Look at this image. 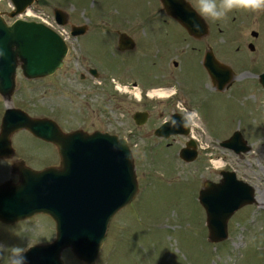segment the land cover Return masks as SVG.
<instances>
[{
  "label": "rangeland",
  "instance_id": "1",
  "mask_svg": "<svg viewBox=\"0 0 264 264\" xmlns=\"http://www.w3.org/2000/svg\"><path fill=\"white\" fill-rule=\"evenodd\" d=\"M216 3L219 7L220 0ZM194 4L199 10L198 0H194ZM0 7L3 11L9 10L5 0ZM36 9L44 10L49 16L61 9L70 15L69 25L71 22L89 23L91 19L92 27L102 19L130 21L137 27L135 35L143 43L141 46L136 40L139 44L136 53L145 54H137V59L124 64L116 48H111L112 39L107 31V34L102 32L99 37H91V42L90 37H86L81 43V52L72 50L67 56L63 71L39 80H27L19 72L11 101H5L0 95V132L6 110L16 108L31 117L56 121L65 133L77 129L89 133L98 130L128 141L139 192L112 220L96 264H264V86L259 80L264 72V10L236 8L218 20L225 35H218L214 50L235 72V95L209 92L212 82L199 60L193 57L187 60L186 70L189 71L183 82L193 84L189 97L200 101L203 114L202 119L193 118L195 123L191 120L198 125L194 135L200 156L188 164L179 155L188 137H172L174 140L167 142L154 135V130L168 120V117L160 118L158 104L169 99L154 98L158 109H153L149 121L139 127L134 116L148 108L133 95L116 89L121 77L126 75L135 78L142 92L157 89L152 76L159 70L155 53H148L150 46L154 41L165 49L172 43L169 57L174 59L172 48H190L193 42L185 30L175 23V27L162 23L156 17L157 9L152 0H39ZM253 32L259 34L257 39L252 36ZM175 40L179 42L174 44ZM249 42L254 44V49H249ZM84 48H89L88 54L92 55L94 63L111 71L103 87L78 82L80 71L75 64H82ZM173 69L170 65L167 73ZM177 72L171 73L176 75ZM171 73L168 79L171 86L182 83L173 80ZM124 81L130 87L129 81ZM186 95L170 103H184ZM161 109L163 112L164 108ZM236 132L247 141L249 152L239 155L221 147V143ZM39 140L27 130L14 134L11 139L14 156L0 160V187L8 182H19V175L13 172V162L23 161L35 170L52 164L60 166L58 148ZM216 162H222L223 166L218 167ZM222 171L235 172L239 180L252 186L257 203L236 212L229 221L228 240L215 244L209 241L206 213L199 202V193L206 181L219 183ZM55 239V224L48 216L14 225L0 221V245L3 246L0 247L3 257L0 264H8L13 246L23 249L24 253L31 246L46 245ZM62 260L64 264H84L71 249L63 252Z\"/></svg>",
  "mask_w": 264,
  "mask_h": 264
},
{
  "label": "water",
  "instance_id": "2",
  "mask_svg": "<svg viewBox=\"0 0 264 264\" xmlns=\"http://www.w3.org/2000/svg\"><path fill=\"white\" fill-rule=\"evenodd\" d=\"M11 1L17 10L8 16L15 18L38 0ZM165 4L168 12L176 16L191 35L197 37L206 31L190 4L174 0H167ZM3 15L0 12V95L5 101H11L16 91L18 68L29 80L52 76L63 68L68 46L44 24L18 20L9 25ZM55 15L59 24H68V15L63 11L56 9ZM134 47L132 44L129 49ZM205 66L214 81L231 79L229 72L212 55L207 56ZM260 81L264 86V74ZM135 120L142 126L147 114H137ZM187 124L184 118L174 117L155 135L165 139L187 136ZM22 130L56 145L61 167L34 171L24 162L16 163L13 170L19 174L20 184L0 187V220L4 223L13 224L37 214L49 215L56 223L53 243L31 248L14 264H64L62 255L66 249H71L81 262L96 264L112 220L139 192L134 157L127 141L102 132L66 134L53 120L32 118L20 109L8 108L0 132V160L14 156L11 139ZM222 146L237 154L250 151L239 133ZM195 149V143L190 142L182 150L181 158L188 163L195 161ZM222 175L220 183L206 181L199 195L212 243L226 241L228 224L234 214L257 203L252 186L238 180L235 173Z\"/></svg>",
  "mask_w": 264,
  "mask_h": 264
},
{
  "label": "flooded vegetation",
  "instance_id": "3",
  "mask_svg": "<svg viewBox=\"0 0 264 264\" xmlns=\"http://www.w3.org/2000/svg\"><path fill=\"white\" fill-rule=\"evenodd\" d=\"M2 1L3 0H0V3H2ZM166 1L167 0H152V2L154 3V5L156 6V9H157V11H156L157 16L156 17H158L162 23H165L166 26L172 25L173 27H175L174 23H175V25L176 24L179 25L189 35V37L191 38L190 40L193 41L191 43L190 48H188V47L182 48V49L172 48L175 51V58L174 59H170V57H169V55L172 52V50L170 48L172 43H170V45L168 47H166L165 49H163L161 45L157 44V42H154V41L152 42V46H150V50L148 53H150V52L155 53L156 61H157L156 66L158 68L157 70H159V71H156V74H153V76H152V78L155 80V83L157 84L156 86H158L157 89H155V90H163V91L166 90L169 93L168 97H167V98H169V100L166 102L162 101L158 104L157 102H155L156 100H154V98H156V97L160 98L159 96L150 97L148 94L149 90H147V91L143 90V92H142L139 89L140 87H139L137 81L135 80V78H133V77L128 78L127 75L121 77L122 81L120 80V82H118V84L124 86V88L122 89V92H124V93L133 95L134 90L139 92V94H140L139 96L136 93L134 94L135 99L139 103H142L143 106L148 108L147 109L148 111L143 110V111L137 112L135 114L134 121H135L137 126L141 127L140 125L137 124V122L135 120L136 115L137 114H147V121H146V123H147L149 121L150 112L153 109H156V108L158 109V106H157V104H158L160 107V109L158 110V112L160 114V118L166 119L168 117V120L163 121V123L157 129L154 130V133L158 129H160L165 123L171 122L174 119V117H181L182 119L184 118L188 123L186 128L188 129V132L190 135L188 137L189 141H190V139H194L193 135L195 132V127H198V125L195 126V124L192 123V121L194 122L193 118L199 117L200 119H202L203 114L200 111L201 110V105L199 104L200 101L192 100L189 97L190 90H191V88H193V84H191L189 82V80H187L189 82V85L186 84L185 82H183L184 76L187 77V73L189 71V70H186L187 60H191V57L195 58L196 60L197 59L199 60V62L202 65V68L204 70V73L206 74L207 78L212 82V85L208 86L209 92H215V93H221V94L225 93V92H231L232 93L231 95H235L236 89L234 90L233 88L236 85V82L234 81L236 79V77H235L236 75H235L233 68L228 63H226L225 61H224L225 63H223L220 55L216 52V50H214L216 42L219 39L218 35L219 34L225 35V33L220 30V27L218 25L219 21L213 20L209 17L201 15L200 11L195 8L194 0H174L175 2H178L181 4H185V2L187 4H190L192 6V8L194 10H196V12L199 14V16L202 20V23H203V27L206 26L205 27L206 31L201 32V34L199 36L195 37V36L191 35L181 25V23L179 22V20L177 19L176 16L171 15L168 12V10L166 8L167 6L165 4ZM6 2H8V1L6 0ZM0 11L3 13L4 12L7 13V11H5V10L3 11L1 9V7H0ZM69 18H70V15H69ZM5 19L8 23L12 22L6 16H5ZM88 21H90V22L84 23V24H78V25L71 22L70 25L68 26L70 29L71 39H72L71 45H70L71 46L70 51L74 50V52H76L79 50L81 52V46H82L81 43L86 39V37H90V39L88 41L91 42L93 40V38H91V37H94V36L99 37L100 33H102V32L107 34L106 33V31H107L111 35L110 38L112 39V44L110 46H111V48H113V47L116 48V50L120 56L119 60H121L122 63L127 64L128 61L131 63L134 61V59H137L135 55L145 54L142 52L136 53V50L138 49L139 44H141V46H142L143 43H140L139 38H137V36L135 35L136 31H137V27L134 26L132 24V22H130V21H124V22L114 21L113 22V21H108V20L102 19L101 21H99L100 23L98 22L96 25H94L92 27V26H90V24L92 23V19L88 20ZM72 32H76L78 34H76L74 36V35H72ZM253 33L258 34L257 32H253ZM177 37L180 38V36H177ZM131 40L133 41V43H131ZM136 40H138L139 44ZM178 42H179L178 40H175L174 44H177ZM187 42H188V40H185V43H187ZM132 44H134L135 47L132 49H129L130 45L132 46ZM147 45H149V44H147ZM248 47L251 50V48L254 47V44L249 42ZM188 50H189V53H188ZM85 51H86V54L84 55V60L82 61V64H80V63L75 64V67H77V70L80 71L78 82L80 84L92 82L97 86L103 87L104 85H106L105 83L108 80V75H110V74H108L109 70L102 64L94 63V58L92 57V55L88 54V52L90 51L89 48L85 49ZM208 55H212L213 58L219 64H221L225 68L226 71H229L232 74V78L230 80L224 79L223 81L222 80L221 81H214L212 79L209 71L207 70V68L205 66ZM157 63H159L161 65V67L158 66ZM170 65H171V67L174 68L173 70L179 71V72H177L176 75L171 73V72H175L173 70L171 72L167 73V69ZM65 66H66V63L64 64L62 69H60L56 72L55 75H57L59 72L63 71ZM103 68H105L106 70ZM109 72H111V71H109ZM127 72L133 73V71H131V70L130 71L128 70ZM170 73H171L173 80H175L176 82L180 81L182 83L177 82V84H174V87L171 86V84L168 82ZM117 76H119V75H117ZM47 78H50V77H47ZM112 78L113 77L111 76L110 79H112ZM44 79H46V78H44ZM123 79L129 81L128 85H130V87L125 85L127 83L125 81L123 82ZM121 83H123V84H121ZM176 85L178 87H175ZM160 87H162V89H160ZM154 88H156V87H154ZM172 88H174L175 90H172ZM152 91H154V90H152ZM262 91H264V88L262 89ZM143 94H144V97H143ZM182 94H185V95L187 94L186 96H188L187 100L184 103H176L177 105L170 103V102H176L177 101L176 99H179L182 96ZM161 106H163V107H161ZM161 108H164L163 112L160 111V110H162ZM197 109L201 113L199 111H197ZM198 114H200V115H198ZM41 118H43V117H41ZM144 125H142V126H144ZM178 129H180V128H178ZM82 130L89 133L85 129H82ZM95 132H102V131L96 130ZM103 133H106V132H103ZM236 133H239L240 135H242L240 132H236ZM89 134H92V133H89ZM178 136H181V135H178ZM178 136H174V137H178ZM159 139H161V138H159ZM170 139H168V140L162 139V140L168 142ZM172 140H174V139L172 138ZM39 141L45 142L41 139ZM189 141L188 140L186 141L185 147L187 146ZM45 143L56 147V145H54L52 143H48V142H45ZM195 144H196L195 152L197 153V159H198L200 156V150H199L200 146L196 141H195ZM191 151H193V150H191ZM57 153L60 156L59 150ZM20 162H23V161H17L16 163L19 164ZM16 163L13 162L12 166L14 167V164H16ZM49 167H56V164H52V165L47 166L45 168H49ZM37 170H42V169H37ZM19 179H20V177H19ZM11 184H13V183H11ZM13 185H16V184H13ZM36 217H39V216H36ZM36 217H34V218H36ZM34 218H32V219H34ZM32 219H30V220H32ZM26 221H29V220H26ZM26 221H24V222H26ZM18 223H20V222H18Z\"/></svg>",
  "mask_w": 264,
  "mask_h": 264
},
{
  "label": "clouds",
  "instance_id": "4",
  "mask_svg": "<svg viewBox=\"0 0 264 264\" xmlns=\"http://www.w3.org/2000/svg\"><path fill=\"white\" fill-rule=\"evenodd\" d=\"M200 14L209 17L213 20L222 19L227 12L236 8H242L251 11L264 10V0H220L219 7L216 0H198ZM0 247H3L0 245ZM24 250L13 246L11 249V257H9L8 264H12V260L20 255ZM0 259H3L0 256Z\"/></svg>",
  "mask_w": 264,
  "mask_h": 264
},
{
  "label": "bare ground",
  "instance_id": "5",
  "mask_svg": "<svg viewBox=\"0 0 264 264\" xmlns=\"http://www.w3.org/2000/svg\"><path fill=\"white\" fill-rule=\"evenodd\" d=\"M224 73V72H223ZM216 79H218V78H216ZM220 81V80H219ZM168 92H166V91H163V90H154V91H151L150 92V94H149V96L150 97H154V96H159L160 98H166V97H168ZM137 95L139 96L140 94H139V92H137ZM195 126H197L196 124H195ZM194 138L196 139V137H195V135H194ZM216 165L219 167V166H223V164H222V162H216Z\"/></svg>",
  "mask_w": 264,
  "mask_h": 264
}]
</instances>
